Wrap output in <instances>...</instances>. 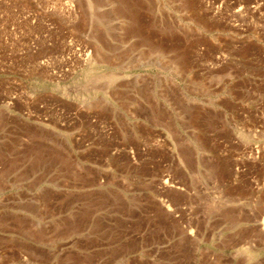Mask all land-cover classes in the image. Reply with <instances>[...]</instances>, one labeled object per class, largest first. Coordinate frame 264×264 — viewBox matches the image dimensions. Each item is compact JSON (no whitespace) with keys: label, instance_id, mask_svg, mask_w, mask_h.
Here are the masks:
<instances>
[{"label":"rangeland","instance_id":"1","mask_svg":"<svg viewBox=\"0 0 264 264\" xmlns=\"http://www.w3.org/2000/svg\"><path fill=\"white\" fill-rule=\"evenodd\" d=\"M75 3L63 114L0 106V264H264V0Z\"/></svg>","mask_w":264,"mask_h":264},{"label":"built area","instance_id":"2","mask_svg":"<svg viewBox=\"0 0 264 264\" xmlns=\"http://www.w3.org/2000/svg\"><path fill=\"white\" fill-rule=\"evenodd\" d=\"M76 10L75 0H0V106L22 104L18 114L31 121L63 114L57 102L34 97L27 80L42 73L65 81L90 61L91 48L68 19Z\"/></svg>","mask_w":264,"mask_h":264}]
</instances>
